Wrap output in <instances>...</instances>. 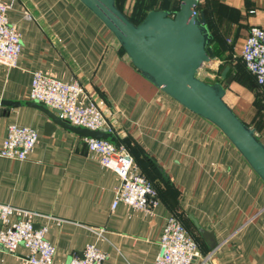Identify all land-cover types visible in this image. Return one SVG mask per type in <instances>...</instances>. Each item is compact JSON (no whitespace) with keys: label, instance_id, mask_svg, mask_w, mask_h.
<instances>
[{"label":"crops","instance_id":"crops-1","mask_svg":"<svg viewBox=\"0 0 264 264\" xmlns=\"http://www.w3.org/2000/svg\"><path fill=\"white\" fill-rule=\"evenodd\" d=\"M116 1L133 14L174 11L181 0ZM0 2L9 5V21L22 40L16 65L0 62V149L12 124L39 132L26 158L0 154V202L15 207L11 221L29 219L44 229L56 248L55 264L81 255L90 242L107 254L104 264H155L171 215L183 222L203 253L211 254V264H264V181L218 127L146 79L81 0ZM196 9L204 12L213 34L218 67L210 69L221 76L227 65L228 75L246 70V89L264 102L241 58L250 28L264 25V0H199ZM36 71L81 81L86 94L79 101L96 102L116 141L132 153L136 170L153 182L157 195L150 209L123 201L114 206L121 176L87 149L84 136L61 126L60 134H47V117L37 106L5 104L33 101ZM192 217L214 231V249ZM27 253L25 247L18 253L0 249V264H32Z\"/></svg>","mask_w":264,"mask_h":264},{"label":"built area","instance_id":"built-area-1","mask_svg":"<svg viewBox=\"0 0 264 264\" xmlns=\"http://www.w3.org/2000/svg\"><path fill=\"white\" fill-rule=\"evenodd\" d=\"M9 5L0 2V62L16 65L22 48L20 33L10 23ZM197 12V9H196ZM130 17L132 15L127 13ZM241 58L245 67L255 76L264 93V25H254L243 45ZM86 94L78 79L63 81L40 71L33 73L30 98L42 102L73 125L89 129L106 128L113 132L108 117L94 100L82 104L81 95ZM39 138L36 128L12 124L7 129L0 154L24 159L32 151ZM88 150L101 156V163L114 169L121 182L115 188L114 206L125 203L150 209L157 195L153 182L136 170L132 153L126 145L99 137H84ZM14 206L0 202V249L18 253L20 247L28 250L27 259L32 264H55V246L46 238L45 230L36 228L29 219L10 220ZM210 253H203L196 238L175 215L167 218L160 239V253L155 264H211ZM107 254L95 243H87L81 255L73 256L66 264H104Z\"/></svg>","mask_w":264,"mask_h":264},{"label":"water","instance_id":"water-1","mask_svg":"<svg viewBox=\"0 0 264 264\" xmlns=\"http://www.w3.org/2000/svg\"><path fill=\"white\" fill-rule=\"evenodd\" d=\"M112 31L132 64L140 73L183 106L218 127L264 181V140L226 99L233 74L230 66L222 70V79L206 81L199 76L206 63H213V34L203 11L196 12L199 0H181L179 8H152L134 22L116 0H81ZM32 104L42 110L47 120L45 133H57V126L84 137L116 141L106 128L89 129L71 124L56 109L37 101H5L16 106ZM207 245H218L214 231L192 217Z\"/></svg>","mask_w":264,"mask_h":264},{"label":"rangeland","instance_id":"rangeland-1","mask_svg":"<svg viewBox=\"0 0 264 264\" xmlns=\"http://www.w3.org/2000/svg\"><path fill=\"white\" fill-rule=\"evenodd\" d=\"M205 65L207 67L203 70L200 69L199 72L201 78L210 82L222 79V76L217 72L219 70L210 69V67H218L217 65L215 66L213 63H206ZM246 74V70H242L240 75L233 74L226 99L250 124L256 127L257 132L264 138V110L260 108V105L264 106V102L256 94L251 96L250 88L249 90L246 89Z\"/></svg>","mask_w":264,"mask_h":264},{"label":"trees","instance_id":"trees-1","mask_svg":"<svg viewBox=\"0 0 264 264\" xmlns=\"http://www.w3.org/2000/svg\"><path fill=\"white\" fill-rule=\"evenodd\" d=\"M147 11L148 10H139V11H136V12H134L132 15H131V19L134 21V22H139V21H141L143 18H144V16H145V14L147 13ZM247 69V68H246Z\"/></svg>","mask_w":264,"mask_h":264}]
</instances>
